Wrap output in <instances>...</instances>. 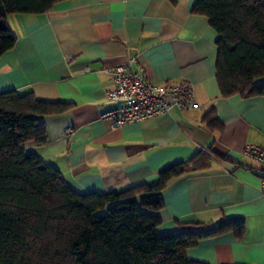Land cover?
I'll use <instances>...</instances> for the list:
<instances>
[{
	"label": "crops",
	"instance_id": "1",
	"mask_svg": "<svg viewBox=\"0 0 264 264\" xmlns=\"http://www.w3.org/2000/svg\"><path fill=\"white\" fill-rule=\"evenodd\" d=\"M194 2L59 0L41 12L7 13L15 41L0 53V92L31 91L61 104L41 115L45 141L24 145L76 192L154 182L162 168L191 160L161 191L157 230H207L240 218L241 236L230 229L205 236L187 255L208 264H264V168L242 152L247 143L264 148V95L221 93L217 32L192 11ZM130 56L155 84L190 82L199 107L111 128L101 117L110 106L106 67Z\"/></svg>",
	"mask_w": 264,
	"mask_h": 264
},
{
	"label": "trees",
	"instance_id": "2",
	"mask_svg": "<svg viewBox=\"0 0 264 264\" xmlns=\"http://www.w3.org/2000/svg\"><path fill=\"white\" fill-rule=\"evenodd\" d=\"M57 1L0 0V53L15 41L7 13H37ZM191 9L205 14L217 32L221 93L264 95V0H195ZM60 105L31 91L0 92V264H208L190 258L187 248L229 229L241 236L243 221L235 217L207 230H157L161 191L191 160L162 168L154 182L72 190L56 168L24 145L45 141L41 115Z\"/></svg>",
	"mask_w": 264,
	"mask_h": 264
},
{
	"label": "built area",
	"instance_id": "3",
	"mask_svg": "<svg viewBox=\"0 0 264 264\" xmlns=\"http://www.w3.org/2000/svg\"><path fill=\"white\" fill-rule=\"evenodd\" d=\"M133 59L134 56H130L123 63L106 67L112 86L106 90L110 106L101 113V117L109 119L111 128L125 122L155 117L173 108L199 107L190 82L155 84L132 67ZM66 130L69 131V128ZM242 152L264 168L263 147L247 143ZM262 188L264 190V177Z\"/></svg>",
	"mask_w": 264,
	"mask_h": 264
}]
</instances>
